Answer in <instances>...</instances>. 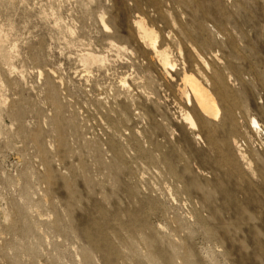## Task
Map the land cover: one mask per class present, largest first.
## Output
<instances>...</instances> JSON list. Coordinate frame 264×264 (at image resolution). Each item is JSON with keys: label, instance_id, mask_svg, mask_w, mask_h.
Here are the masks:
<instances>
[{"label": "rangeland", "instance_id": "1", "mask_svg": "<svg viewBox=\"0 0 264 264\" xmlns=\"http://www.w3.org/2000/svg\"><path fill=\"white\" fill-rule=\"evenodd\" d=\"M0 264H264V0H0Z\"/></svg>", "mask_w": 264, "mask_h": 264}, {"label": "bare ground", "instance_id": "2", "mask_svg": "<svg viewBox=\"0 0 264 264\" xmlns=\"http://www.w3.org/2000/svg\"><path fill=\"white\" fill-rule=\"evenodd\" d=\"M143 40L149 45V49L153 50L154 48V39L149 34L144 33ZM194 52V50H192ZM154 55L157 58V62L160 66V70L163 76L168 77L170 75L169 62L166 57L162 56V53L159 51H154ZM188 70L191 72H197L198 69H201L207 65L203 57L200 55H195L193 57L191 52H188ZM179 77V75H176ZM177 94L180 102L186 103V106L193 107L194 110L203 117H206L210 120H215L219 115V104L216 101V98L210 93L206 87L193 75H187L184 72V76L180 79V84L177 88ZM190 119V118H189ZM192 124H195L193 119H190Z\"/></svg>", "mask_w": 264, "mask_h": 264}]
</instances>
